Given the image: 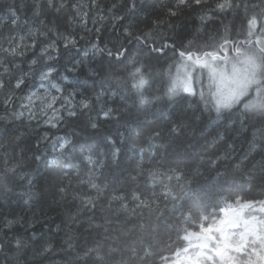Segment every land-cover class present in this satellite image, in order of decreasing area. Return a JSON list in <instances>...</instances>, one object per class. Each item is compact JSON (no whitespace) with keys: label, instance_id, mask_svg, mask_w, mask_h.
Here are the masks:
<instances>
[{"label":"trees","instance_id":"16d2710c","mask_svg":"<svg viewBox=\"0 0 264 264\" xmlns=\"http://www.w3.org/2000/svg\"><path fill=\"white\" fill-rule=\"evenodd\" d=\"M54 2L56 7H49L47 0H0V59L18 65L13 75H21V70L28 73L29 62L40 56L41 47L57 38L54 34L47 40L39 37L36 48L24 56H13L3 52L9 37H27L29 28L43 31L44 25L52 27L54 22L59 33L75 38V46L67 49L63 40H58L59 50L52 53L57 59L48 63L56 69L52 78L60 87V103L71 104L77 113L69 117L64 109L55 127L41 116L20 117L23 99L40 87L39 73L29 75L19 89L14 87L15 79L9 84L10 77H4L7 86L0 90V176L13 167L16 172L8 173L12 191L0 193V239L35 232L55 245L49 259L37 258L35 264H65L79 251L64 244L69 237L73 245L83 247L101 239L105 229L113 238L128 232L122 240L134 244L138 251L147 250V264H163L185 246V230L196 231L202 223L219 217L222 208L237 203V197L240 202L264 200V120L259 116L243 118L242 125L236 112L231 117L235 123L228 125L217 121L215 112L205 111L198 95L183 92L144 110H138L132 98L121 99L130 89L131 69L126 71L124 64L132 56L147 70L159 73L150 98L162 96L169 86L167 70L178 53L174 54L171 47L163 53L150 52L143 41L149 46L156 41L159 46L166 38L169 44L175 42L178 50L192 41V51H211L224 36L243 41L247 18L259 11L253 5L261 0H233L236 7L224 10L216 8L221 0H205L200 6L184 8L175 17L169 14L175 0ZM61 2L64 7H60ZM11 4L19 18L15 29L7 10ZM36 12L39 16L34 15ZM204 15L207 18L202 21ZM24 43L30 41L25 39ZM109 49L124 55L119 60L109 57ZM207 83L206 76L202 83H196L197 92L203 89L207 95ZM9 95L12 99L6 104ZM82 100H88L90 108H82ZM242 103L238 106L241 109ZM109 108L113 113L106 118L104 112ZM89 121L98 128L92 129ZM173 124L179 125L176 132L170 131ZM65 140L72 141L75 149L62 153L59 144ZM108 141H114V148L119 149L115 159ZM89 154L99 162L95 168L84 159ZM89 179L109 187L98 197ZM61 187L67 189L63 198ZM181 187L183 197L173 201L167 194L175 195ZM85 196L95 198L94 210L82 203ZM113 196L121 199L112 202V211H101ZM14 217H22L23 223L4 229L3 221ZM89 221L94 227L85 231ZM149 224L152 232L142 233L140 226ZM95 226H100L98 231ZM31 259L29 251L22 264ZM3 261L0 254V264Z\"/></svg>","mask_w":264,"mask_h":264},{"label":"snow or ice","instance_id":"6c2138e0","mask_svg":"<svg viewBox=\"0 0 264 264\" xmlns=\"http://www.w3.org/2000/svg\"><path fill=\"white\" fill-rule=\"evenodd\" d=\"M47 3L49 7H56L54 0H47ZM203 3H205V0H175L174 7L169 8V14L175 17L184 8H193V6H200ZM64 6L61 2L60 7ZM233 7H236L233 0H221L216 4V8L219 10ZM245 8L247 10V6ZM253 8L259 9V11L247 18L245 39L243 41L230 40L228 36H224L219 43L212 47L211 51L203 49L192 51V41L183 46V50H178L175 42L169 44L166 38L159 46H157L156 41H153L150 46L146 40L143 41L145 46L149 47L150 52L163 53L166 48L171 47L174 54L178 53V58L173 64L169 65L167 70L169 86L162 96L157 95L150 98L149 93L153 87L155 76L159 73L147 70L144 64L140 63L135 56H132L124 64L126 71L129 67L131 69L128 71L131 79L130 89L125 90L121 99L132 98L134 106L138 110H144L164 99L172 100L183 92L190 96L198 95L199 100L204 104L205 111L215 112L216 120L228 125L235 123L231 117L236 112L240 115L242 125L244 123L243 118L250 115L259 116L261 120H264V0H261L260 4L253 5ZM7 10L12 28L15 29L18 27L19 20L16 15V7L14 4L7 5ZM39 14V12L34 13L36 16H39ZM85 15L87 14L85 13ZM206 18V15L201 16L202 21ZM157 23L159 25L163 22ZM41 25H43V21H41ZM169 27H171L170 22ZM257 30L260 33L259 36L256 35ZM50 34H54L57 39L50 40L41 47L40 56L29 62L28 73H23L21 70V75H13V69L18 68V65H15L12 60L0 59V69H2V72H0V90L7 86L5 76L10 77L9 84L11 79L16 80L14 85L16 89L24 85L27 77L34 72L39 73L41 82L48 81L52 77V73L56 69L48 62L57 59L56 56L52 55L53 52L59 50L57 41L62 39L65 49L69 46H75L76 43L74 37L59 33L54 22L52 27L44 25L43 31L37 28H29L27 37H9V46L3 48V52L6 55L24 56L27 50L38 46L39 37H44L47 40ZM127 34L131 35L130 32H127ZM25 39L29 40L30 43H24ZM140 39V37H137V40ZM93 48L103 52V50L97 49L96 45H93ZM107 54L109 57L119 60L124 52L117 51L113 53L109 49ZM85 56H87V53H85ZM173 69H175V72H173ZM205 76L208 81L207 95L203 89L197 92L194 87L196 83H202ZM51 87L55 88L57 92L60 91L55 85H51ZM33 96H36V93H31L27 99L31 102ZM37 98L41 99L40 97ZM11 99V95L7 96L5 103L7 104ZM56 99V96H52L51 101L47 102V107L52 108ZM245 100L246 102H243ZM241 103L242 109L238 107ZM80 106L88 109L90 108V102L82 100ZM22 107L27 106L22 105ZM66 110L69 117H74L77 114L71 104ZM112 113L113 110L109 108L104 112V116L110 118ZM19 115L22 116L23 113L21 112ZM30 118H32L31 113ZM89 125L92 129L98 128V124L95 122L89 121ZM52 126L55 127V124ZM178 128V124H173L170 131L176 132ZM15 139L19 140L20 137L17 136ZM108 143L112 144L114 148V141H108ZM75 147L70 140H65L64 143L59 144V150L62 153L65 149L72 151ZM81 147L87 148L88 145H81ZM118 152L119 149L114 148L113 159H115ZM36 159H39V157H36ZM84 159L93 168L99 163L92 159L91 154L84 157ZM100 166L103 167L102 164ZM137 167L139 168L141 165L138 164ZM9 172L15 175L16 168L6 169L4 175L0 176V193L5 195L12 191L8 183ZM151 175L155 177L157 173H151ZM81 182L83 183V181ZM88 183L96 191L98 197L104 192V189L109 187L108 184L93 183L91 179ZM31 184V179H28V185L31 186ZM59 193L63 198L67 195V189L61 187ZM26 195H29V193H26ZM167 195L173 201H178L183 197L184 189L181 187L175 195L171 193ZM120 199V197L113 196L112 200L108 202L107 208L102 207L101 211H112V202ZM133 199L139 200L140 198L139 196H133ZM82 203L90 210L96 208V200L91 196H85ZM143 203L144 201H141V204ZM237 203L240 205L239 209H232L230 205L222 208L221 211L225 213V216L219 220L213 219L207 225L202 223L198 232L185 230L183 239L188 241L189 244L188 247L178 251L177 256L179 257L183 253L184 259L189 261L190 264H264V219H259L257 216L247 214L244 211L251 208L254 203H259L260 211L264 212V200L259 202L245 201L241 204L239 197H237ZM121 207L126 208L127 205H121ZM116 211H119V209H116ZM70 219L74 220L75 217H70ZM202 219L207 218L202 217ZM22 223V217H14L5 219L2 227L11 229L13 225ZM93 227L91 221H89L88 229H85V231H89ZM99 227L95 226V229L98 231ZM140 230L142 233L150 234L153 226L151 224L141 225ZM127 235L128 232H125L113 238L108 233V229H105L104 233H100L101 239L96 240L91 245L85 243L83 247L73 245L72 237H69L67 241H64V244L67 245L68 249L76 247L79 248V251L75 252L73 259L66 260L65 264H147L148 251L141 249L143 252V255H141V251H138L134 244L122 240L121 237ZM193 239L196 241L195 245L192 243ZM189 248H194L191 255L188 254ZM54 250L55 245L51 239H45L35 232L30 236L16 235L11 240L0 239V254L4 255L3 264H22V257H25L29 251L32 252V259L23 261V264H35L37 258L41 261L49 259V254L54 253ZM68 255L72 256L73 253L69 252Z\"/></svg>","mask_w":264,"mask_h":264},{"label":"rangeland","instance_id":"374dc122","mask_svg":"<svg viewBox=\"0 0 264 264\" xmlns=\"http://www.w3.org/2000/svg\"><path fill=\"white\" fill-rule=\"evenodd\" d=\"M259 35L260 34H258L257 36H259ZM51 85H55L57 88L60 89V87L58 86V83L55 82L52 77L48 81L41 82L39 89L32 92V93H36V96L32 97L31 102L27 99V97L30 94L28 96H26L25 99H23V101L20 105V108H19L18 115H19V113L22 112L23 115L22 116L19 115L20 117H30V113H31L32 117L41 116L49 124H57L59 122L62 114H63V110L67 109V107L69 105L67 106L64 103H62V104L60 103L59 94L57 93L55 88L51 87ZM194 87H195V85H194ZM52 96H56L57 99L53 103L52 108H48L47 102L51 101ZM37 97H40L41 99H38ZM22 105H25L27 107H22ZM240 203L242 204L244 202H240ZM239 206L240 205L238 203H236L235 205H232L231 208L232 209H239ZM244 211L247 214L257 216L259 219H264V212L260 211V205L259 204L254 203L251 208L245 209ZM224 216H225V213L223 212L222 215H220L219 217H217L215 219L219 220V219L223 218ZM212 220L213 219H210L205 225H207L208 223H211ZM199 230H200V228L196 231L198 232ZM191 232H193V231H191ZM192 243H193V245L196 244L195 239H193ZM188 244H189V242L186 241V244L183 248L188 247ZM183 248H181V249H183ZM180 250H178V251H180ZM193 251H194V248H189L188 254L191 255L193 253ZM177 252L173 256L168 258L163 264H190L189 261L184 259L183 253H181V255L178 257Z\"/></svg>","mask_w":264,"mask_h":264}]
</instances>
